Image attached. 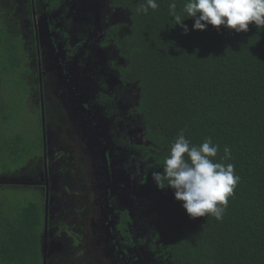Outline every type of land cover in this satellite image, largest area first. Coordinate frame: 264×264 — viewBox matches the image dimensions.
I'll return each mask as SVG.
<instances>
[{
    "label": "trees",
    "instance_id": "trees-1",
    "mask_svg": "<svg viewBox=\"0 0 264 264\" xmlns=\"http://www.w3.org/2000/svg\"><path fill=\"white\" fill-rule=\"evenodd\" d=\"M170 2L157 0L159 7L144 14L137 12L144 0H114L129 14L122 39L127 79L140 89L143 121L160 147L157 169L163 171L183 129L194 145L211 137L220 146L217 162L229 147L231 159L223 162L235 165L240 180L220 221L193 219L176 200L181 226L165 225L166 256L173 264H264V27L197 31L184 15L185 34L169 14ZM175 2L180 11L185 0ZM8 15L0 6V180L11 177L5 176L11 162L21 169L40 147L38 132L17 129L29 120L30 90L26 54ZM10 188L0 183V264H43V204L11 197Z\"/></svg>",
    "mask_w": 264,
    "mask_h": 264
},
{
    "label": "flooded vegetation",
    "instance_id": "flooded-vegetation-1",
    "mask_svg": "<svg viewBox=\"0 0 264 264\" xmlns=\"http://www.w3.org/2000/svg\"><path fill=\"white\" fill-rule=\"evenodd\" d=\"M0 6L22 41L29 109L40 110L41 134L36 162L5 182L27 183L43 199V264L44 256L53 264L52 255L76 241L73 231L99 247L103 264H173L161 235L171 208L161 204L174 192L151 176L161 172L160 147L143 121L140 89L127 79L128 12L114 0H0Z\"/></svg>",
    "mask_w": 264,
    "mask_h": 264
},
{
    "label": "clouds",
    "instance_id": "clouds-1",
    "mask_svg": "<svg viewBox=\"0 0 264 264\" xmlns=\"http://www.w3.org/2000/svg\"><path fill=\"white\" fill-rule=\"evenodd\" d=\"M158 7L157 0H144L137 6V12L147 14L149 8ZM169 14L185 34L189 29L184 24V15L194 20L193 30L205 31L213 26L217 30L223 27L242 33L251 24L257 29L264 27V0H185L180 11L175 0H171ZM219 148L211 137L199 145L192 144L182 129L170 146L163 171L151 174L157 187L174 190L175 199L193 219L212 216L222 220L228 198L240 180L235 165L223 162L231 159L229 147L224 148L223 159L216 161Z\"/></svg>",
    "mask_w": 264,
    "mask_h": 264
},
{
    "label": "rangeland",
    "instance_id": "rangeland-1",
    "mask_svg": "<svg viewBox=\"0 0 264 264\" xmlns=\"http://www.w3.org/2000/svg\"><path fill=\"white\" fill-rule=\"evenodd\" d=\"M33 104L34 106V102L32 97H29V103H28V111H26V118L29 119L27 121V123L23 126H18L17 129H30L33 132H38L37 134L39 135V142H40V110L37 108V111L35 112V108H31V111L29 109V107ZM40 144V143H39ZM2 164L0 163V169H2ZM22 169V168H21ZM21 169H15L13 167V164L11 162V167L10 170H7L8 174L6 175H10L13 176V178H17L15 176L16 172L21 171ZM3 175V171L0 170V175ZM23 176V174L21 175ZM21 176H18L19 178ZM7 179L5 178V180H0V183L5 185H10L12 188H10V193L9 195H11V197H15L17 194H20L21 196H25V197H29V198H38L41 202V204H43V199L42 197L38 194V192H36V190H34L32 187H29V185H27V183H18V182H13V183H6ZM17 187V190H15L14 188ZM23 190V192H20V190ZM35 194V195H34ZM169 197H167V195H165L166 198L169 199V201H166L164 199H162L164 201V203L161 204V207L163 209H165L166 207L169 210V214L168 216L165 217V220L168 223H173V224H180V217L177 213V209L176 206L174 207V205L176 204V199H174L171 196V193H169ZM164 196V195H162ZM173 200H172V198ZM171 199V200H170ZM166 208V209H167ZM162 219H164L163 216H160ZM74 234L73 237L75 238L76 241H73V243L70 244V246L68 248H63L59 251H56L53 255V264H57V263H61V264H86L87 262V258L88 257H92L95 261L91 264H103L104 262V258L102 256V251L99 249V247H90V245L88 244V241H83L81 238V235L79 233V231H73ZM67 240H70L69 236L66 238ZM57 242H61L60 240H56ZM64 242V241H62ZM72 242V241H71ZM65 243V242H64ZM65 245V244H64ZM60 247L62 248V246H57L58 249H60ZM64 255V256H63ZM101 262V263H100ZM88 264V263H87ZM90 264V263H89Z\"/></svg>",
    "mask_w": 264,
    "mask_h": 264
},
{
    "label": "water",
    "instance_id": "water-1",
    "mask_svg": "<svg viewBox=\"0 0 264 264\" xmlns=\"http://www.w3.org/2000/svg\"><path fill=\"white\" fill-rule=\"evenodd\" d=\"M45 259H46V257L44 256V264H46V263H45Z\"/></svg>",
    "mask_w": 264,
    "mask_h": 264
}]
</instances>
